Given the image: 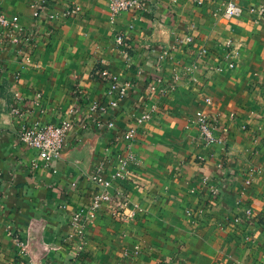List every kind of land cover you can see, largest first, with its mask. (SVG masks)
<instances>
[{"label":"crops","instance_id":"0c3cea01","mask_svg":"<svg viewBox=\"0 0 264 264\" xmlns=\"http://www.w3.org/2000/svg\"><path fill=\"white\" fill-rule=\"evenodd\" d=\"M32 1L0 0L1 12L18 16L36 38L35 44L12 43L18 32L0 26V43L3 37L6 42L0 51V264H160L173 257L177 264H264V123L253 114L258 104L250 94L251 83L264 75V15L258 12L264 0H238L244 12L230 19L223 15L225 0H158L153 12L122 11L114 22L108 0H57L59 16L42 22ZM69 3L81 12L64 16ZM119 31L123 45L115 39ZM188 33L193 42L179 43ZM203 47L209 56H199ZM161 48L169 50L162 61ZM21 52L31 54L30 65L21 62ZM99 71L132 84L112 107L116 125L75 126L62 157L49 164L19 133L35 121L83 119L78 88L91 99L112 101ZM157 74L164 81L150 92ZM207 96L215 102L207 103ZM140 106L154 109L155 117L137 123ZM200 109L221 113L220 125L230 128L228 148L197 145L200 132L192 120ZM235 110L239 115L231 119ZM132 127L137 131L127 145L123 134ZM126 152L134 159L130 200L143 210L120 221L105 203L82 239L70 218L88 210L97 164L109 156L113 172ZM206 176L218 193H211ZM201 205L209 206L206 214L197 212ZM247 208L252 214H245ZM15 237L29 244L28 252Z\"/></svg>","mask_w":264,"mask_h":264},{"label":"built area","instance_id":"2783aa9c","mask_svg":"<svg viewBox=\"0 0 264 264\" xmlns=\"http://www.w3.org/2000/svg\"><path fill=\"white\" fill-rule=\"evenodd\" d=\"M197 4H203L204 0H194ZM57 0H33L31 6L34 11V17L37 22H42L43 19L50 18L54 19L59 16V14L53 10V5ZM224 9L223 15L226 18L239 17L243 14L244 9L239 4L238 0H225L223 2ZM109 10H110V20L115 21L116 16L122 11H135L138 9L147 10L148 12H153L154 8L158 5V0H108ZM82 7L77 3H69L67 7L63 10L64 16H73L81 12ZM258 12L264 15V4L258 8ZM0 26L9 28L11 30H16L18 35L12 37L11 42L16 43L21 40L28 42L29 44H35L36 38L35 33L27 29L20 23L18 16L8 17L3 14L0 10ZM116 42L119 45H123L124 34L123 32L115 33ZM179 43H191L193 42V36L188 33L186 36L179 37ZM227 47H232V41H227ZM6 46L4 37L0 43V51ZM159 59L166 58L168 56L169 50L161 48L159 51ZM127 58H131L125 50L123 51ZM233 55V51L227 50L225 53V58L229 59ZM199 56L207 57L209 56V50L203 47L199 51ZM19 58L21 62L25 65H30L32 63L31 54L21 52L19 53ZM0 63L4 65L3 59ZM230 66H234L231 62ZM98 78H101L107 85L106 87V97L114 96V99L110 102L106 100L91 99L85 92L78 88V93L82 94V103L86 107V112L84 113L83 119L78 120H64L59 123H44L42 121H35L26 128H24L19 133L20 140L35 148L39 152V156L47 160L49 164L54 163L59 160L63 154V148L66 144L68 133L73 130L77 125L88 128L95 127L98 123L105 122L108 126L114 127L116 125L115 119L112 113V107L119 104L120 101L124 100L130 92L132 87L131 82H122L117 75L107 71H99ZM17 77H20L17 74ZM164 78L162 75L157 74L149 80V90L150 92H155L158 89V83L163 82ZM250 94L253 96L254 101L258 104L257 110H253L261 122L264 123V75L260 74L259 77L251 83ZM167 92V91H166ZM37 97L39 98V103L43 99V92H38ZM205 101L209 104L215 102L211 96H207ZM19 102V99L15 101V104ZM142 109V106L139 107ZM12 110L14 112H19L18 106H13ZM239 115L238 111H232L230 113V118L235 119ZM155 117L154 109H142V112L135 117L137 123H143L148 120H152ZM221 113L218 110L205 111L197 110L193 118V122L198 125L200 135L196 140L198 146H207L213 143L223 144L228 148V136L230 133V128L227 125H220ZM243 129L246 126L242 125ZM137 129L135 127L129 128L124 132L123 137L128 142L133 141ZM218 131H221L218 134ZM262 131V126L259 125L254 129V136L260 135ZM229 152L228 150L225 153ZM110 160L109 156L103 157L101 161L97 164L91 180L96 184L97 189L93 195V199L88 206L86 212L78 211L72 215L70 218L71 226L75 234L81 236L82 239L85 237V228L88 221H92L97 218L102 206L108 203L111 206V214L113 218L120 221H131L137 218L138 214L143 210L141 203L133 202L130 200L129 196V179L131 173L134 171V159L130 152H126L119 155L118 167L115 171L109 172L107 169V161ZM249 170L257 171L254 166H250ZM204 181L207 184H211V193H218L219 188L215 183L211 181V178L206 176ZM251 182L250 179L246 181L247 184ZM4 210V205L2 202V196L0 195V220L1 214ZM209 210L208 205H201L197 208V212L200 214H206ZM246 215L252 214V209L247 208L245 210ZM17 240V244L20 246V250L23 253L28 252L29 244L26 241ZM84 242V241H83ZM82 242V243H83ZM135 252L138 253L141 250L140 245H135ZM125 256H129V251H124ZM177 258H167L160 262V264H177Z\"/></svg>","mask_w":264,"mask_h":264}]
</instances>
